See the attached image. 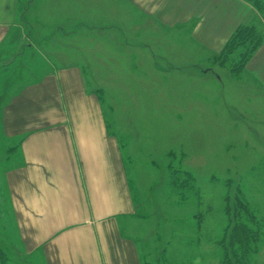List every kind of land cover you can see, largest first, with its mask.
I'll use <instances>...</instances> for the list:
<instances>
[{"label":"rangeland","instance_id":"obj_1","mask_svg":"<svg viewBox=\"0 0 264 264\" xmlns=\"http://www.w3.org/2000/svg\"><path fill=\"white\" fill-rule=\"evenodd\" d=\"M113 2L23 0L21 38L66 62L81 51L89 62L87 82L99 91L134 194L123 230L142 264H264V91L245 69L232 70L264 39V9L247 1L256 14L242 26L254 29L247 46L193 63L170 37L161 48L167 57H152L156 44L140 30L103 29L125 22L118 10L104 16ZM4 222L0 264H44L41 255L15 253V226Z\"/></svg>","mask_w":264,"mask_h":264},{"label":"crops","instance_id":"obj_2","mask_svg":"<svg viewBox=\"0 0 264 264\" xmlns=\"http://www.w3.org/2000/svg\"><path fill=\"white\" fill-rule=\"evenodd\" d=\"M22 1L0 0V223L13 222L17 242L8 245L18 256H43L44 264H142L136 239L123 230L136 211L134 194L99 91L87 82L89 62L81 51L66 62L42 43L23 41ZM105 7L104 16L118 10L125 22L101 28L140 30L138 37L156 44L152 57H167L161 48L170 37L193 63L217 57L256 15L245 0H114ZM243 70L264 91V39Z\"/></svg>","mask_w":264,"mask_h":264},{"label":"trees","instance_id":"obj_3","mask_svg":"<svg viewBox=\"0 0 264 264\" xmlns=\"http://www.w3.org/2000/svg\"><path fill=\"white\" fill-rule=\"evenodd\" d=\"M248 1L251 5H253L255 8H257V10L259 11H263L264 9V0H245ZM253 28L251 27H245L243 28L242 26L239 27L236 32L231 36V38L229 39V41L227 42V44L225 45V47L222 49V51L220 52L219 55L224 54L225 52H229L234 46L237 45H244L247 46L248 44L246 43L247 40L251 39V42L254 40V35H253ZM253 35V36H252ZM253 39V40H252ZM258 41L256 43H254V45L247 49L248 47H246V52L242 53L240 56V60H239V64H236L232 67V70H236V69H243L247 62L249 61V59L251 58V56L253 55V53L257 50V48L262 44L263 40L261 39H257ZM245 233H249V230L242 224L240 225ZM243 235V233H242ZM246 237H248L245 234ZM242 240V238H240ZM243 241V240H242ZM250 249V246H249Z\"/></svg>","mask_w":264,"mask_h":264},{"label":"bare ground","instance_id":"obj_4","mask_svg":"<svg viewBox=\"0 0 264 264\" xmlns=\"http://www.w3.org/2000/svg\"><path fill=\"white\" fill-rule=\"evenodd\" d=\"M202 85H204V86H208L209 83H208V82H203Z\"/></svg>","mask_w":264,"mask_h":264}]
</instances>
